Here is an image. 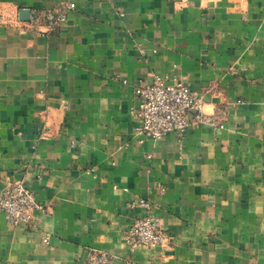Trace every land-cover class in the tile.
I'll return each instance as SVG.
<instances>
[{
    "label": "crops",
    "instance_id": "0c3cea01",
    "mask_svg": "<svg viewBox=\"0 0 264 264\" xmlns=\"http://www.w3.org/2000/svg\"><path fill=\"white\" fill-rule=\"evenodd\" d=\"M0 0V193L23 179L42 210L11 226L0 264H264V0ZM175 76L216 114L139 142L133 87ZM124 79L126 82H122ZM223 112V113H222ZM150 201L173 243L131 249ZM44 235L49 242H43Z\"/></svg>",
    "mask_w": 264,
    "mask_h": 264
},
{
    "label": "built area",
    "instance_id": "2783aa9c",
    "mask_svg": "<svg viewBox=\"0 0 264 264\" xmlns=\"http://www.w3.org/2000/svg\"><path fill=\"white\" fill-rule=\"evenodd\" d=\"M75 8V1L70 0L43 14V21H38L35 14H30V21L38 28L43 26V32L54 30L66 16L68 10ZM122 82L126 80L122 79ZM137 101V117L140 125L136 128L138 141L144 139H160L171 131L182 133L189 125L188 113L195 110V121L222 127V120L216 114L203 112L202 96L190 90L181 80L173 76L154 75L147 83L138 82L133 87ZM223 113V112H222ZM130 208H144L147 212L136 217L124 232V240L133 249L138 245H159L169 248L173 240L166 234L161 219L149 212L151 203L146 198H138L127 203ZM42 210L36 202L34 193L23 179L9 181L0 193V211L11 226L31 224L33 212ZM43 242H49V236L44 235ZM83 264H112V257L107 252L94 251L90 253Z\"/></svg>",
    "mask_w": 264,
    "mask_h": 264
},
{
    "label": "water",
    "instance_id": "95a60500",
    "mask_svg": "<svg viewBox=\"0 0 264 264\" xmlns=\"http://www.w3.org/2000/svg\"><path fill=\"white\" fill-rule=\"evenodd\" d=\"M18 19L21 21H28L30 19V10L22 8L18 11Z\"/></svg>",
    "mask_w": 264,
    "mask_h": 264
}]
</instances>
